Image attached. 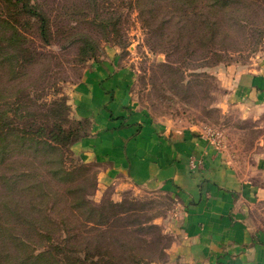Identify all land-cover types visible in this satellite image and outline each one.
Listing matches in <instances>:
<instances>
[{
	"label": "rangeland",
	"instance_id": "374dc122",
	"mask_svg": "<svg viewBox=\"0 0 264 264\" xmlns=\"http://www.w3.org/2000/svg\"><path fill=\"white\" fill-rule=\"evenodd\" d=\"M106 63L133 74L132 96L156 123L200 128L234 163L252 160L264 112L242 119L227 88L264 64V0H0V124L41 126L53 148L27 136L0 154V264L164 259L176 202L145 189L113 195L69 148L89 126L70 115L71 89ZM245 197L250 225L264 232L263 194Z\"/></svg>",
	"mask_w": 264,
	"mask_h": 264
},
{
	"label": "crops",
	"instance_id": "0c3cea01",
	"mask_svg": "<svg viewBox=\"0 0 264 264\" xmlns=\"http://www.w3.org/2000/svg\"><path fill=\"white\" fill-rule=\"evenodd\" d=\"M106 64H94L71 89L70 115L89 126L70 149L113 195L145 189L176 202L171 243L154 264H264V232L250 225L245 201L249 191L253 200L264 196V131L252 160L234 163L218 137L156 123L132 96L133 74ZM227 90V106L256 119L264 112V64L237 73Z\"/></svg>",
	"mask_w": 264,
	"mask_h": 264
},
{
	"label": "trees",
	"instance_id": "16d2710c",
	"mask_svg": "<svg viewBox=\"0 0 264 264\" xmlns=\"http://www.w3.org/2000/svg\"><path fill=\"white\" fill-rule=\"evenodd\" d=\"M215 2V0H214ZM22 10L26 13H29V14H33V15H37L36 13H34V11H31V10H27L25 5L22 6ZM38 16V15H37ZM41 22L42 24L45 23V20L42 18L41 19ZM41 32L42 34H45V27L44 25H41ZM4 118L6 119L7 116L4 114ZM4 120V119H3ZM23 127V128H22ZM20 125V123L18 121H7L3 124H0V154H4L7 150H9L12 146H17L18 148H21L23 149L25 147V143H23L25 140H28L27 136H30L33 137L35 136V138L33 140L29 139L28 141H31L35 144H37V147H41V143L47 145L49 147V152L52 154V146L50 145V143L48 142H41L44 138V136H47L45 135L46 133L44 132L45 129H43L41 126H36L33 124H29V125ZM26 128V129H24ZM58 133H62L64 130L61 128V127H58ZM51 131H49L50 133ZM32 134V135H31ZM85 134H74L73 135V138H72V141L70 142L69 144V148H71V145L76 141L78 140L79 138H81L82 136H84ZM47 137H45L46 139ZM49 141L51 142H55V143H61V144H64V140L60 137V135H53L52 134V138L51 137H48ZM42 139V140H41ZM23 143V144H22ZM57 143V144H58ZM56 145V144H55ZM71 150V149H70ZM62 163V162H61ZM113 205H116V203H112V206ZM57 249V253L58 252H61V249L58 250L59 248H56ZM104 264H106L104 262Z\"/></svg>",
	"mask_w": 264,
	"mask_h": 264
},
{
	"label": "built area",
	"instance_id": "2783aa9c",
	"mask_svg": "<svg viewBox=\"0 0 264 264\" xmlns=\"http://www.w3.org/2000/svg\"><path fill=\"white\" fill-rule=\"evenodd\" d=\"M207 132H210V130H209V131H207ZM209 136H211V137H212V136H213V134H212V133H209Z\"/></svg>",
	"mask_w": 264,
	"mask_h": 264
}]
</instances>
